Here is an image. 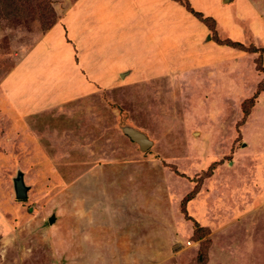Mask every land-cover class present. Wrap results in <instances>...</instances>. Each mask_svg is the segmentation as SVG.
I'll use <instances>...</instances> for the list:
<instances>
[{
    "label": "rangeland",
    "instance_id": "obj_1",
    "mask_svg": "<svg viewBox=\"0 0 264 264\" xmlns=\"http://www.w3.org/2000/svg\"><path fill=\"white\" fill-rule=\"evenodd\" d=\"M187 1L231 18L208 23L209 41L242 47L225 46L173 90L100 88L26 118L24 134L0 121V264H264V0ZM76 2L0 0L1 95L27 82L31 49ZM128 125L153 146L140 153L120 132ZM192 191L188 220L180 204ZM94 222L119 231L94 238L83 232Z\"/></svg>",
    "mask_w": 264,
    "mask_h": 264
},
{
    "label": "crops",
    "instance_id": "obj_2",
    "mask_svg": "<svg viewBox=\"0 0 264 264\" xmlns=\"http://www.w3.org/2000/svg\"><path fill=\"white\" fill-rule=\"evenodd\" d=\"M189 2L195 11L198 8L217 25L231 22V18L224 19L216 13L205 12ZM104 7L107 11L103 10ZM247 12L248 18L255 20L248 9ZM188 27L190 31L185 34ZM208 33L207 27L175 0H78L31 49L28 59L33 66L28 64V69L22 67L27 70V82L22 84L23 79L16 81L17 90L8 88L3 95L0 94V109L4 108L2 113L0 111V119L3 118L0 121L5 128L11 129L16 123L19 132L24 134L26 130L21 126L22 122L27 126L26 118L50 111L53 107L69 105L84 96L90 97L100 88L162 80L173 90L184 72L201 71L214 62L217 53L225 52V46L208 40ZM237 33L232 35L234 39L240 38ZM35 80L41 81L39 86H35ZM73 114L80 118L78 113ZM130 129L151 142L148 149L153 146V141L134 127H121L120 132L129 138L125 130ZM133 143L140 153L145 152ZM33 149L38 151L42 148ZM17 174L22 175L25 185L23 174ZM127 183L126 179L124 185ZM87 185L83 192L89 189ZM25 187L27 198L30 189ZM52 217L56 219V216ZM92 220L97 222L99 219L93 217ZM95 222L93 226L83 228V232L94 231L93 237L96 238L99 236L96 233L103 229L108 233L103 240L108 241L119 231L113 225L98 226ZM94 228H98L97 231ZM97 242L100 244V239L93 240V246Z\"/></svg>",
    "mask_w": 264,
    "mask_h": 264
},
{
    "label": "trees",
    "instance_id": "obj_3",
    "mask_svg": "<svg viewBox=\"0 0 264 264\" xmlns=\"http://www.w3.org/2000/svg\"><path fill=\"white\" fill-rule=\"evenodd\" d=\"M180 1V0H177ZM181 6H183L185 8V10L187 12H189L193 17H195L197 20H199L200 22H202L207 29L211 30V28H209L208 23H211L212 25L216 26V23L214 21V19H212L211 17H204V15L200 12H196L188 3L187 0H181L179 3ZM56 23H52L50 28L51 29ZM48 29V30H49ZM67 43H69V40L66 38L65 40ZM212 41H214L215 44L217 45H222V46H227L230 48H237V47H242V44H240L239 42H235V41H231L229 39L227 40H218V38L214 37V39H212ZM254 52V51H253ZM76 57V56H75ZM77 59V57L75 58V60ZM194 198V191L190 192L189 194H187L182 202H181V213L184 215L185 218H188L187 214H186V210H185V206L186 204L191 201Z\"/></svg>",
    "mask_w": 264,
    "mask_h": 264
},
{
    "label": "water",
    "instance_id": "obj_4",
    "mask_svg": "<svg viewBox=\"0 0 264 264\" xmlns=\"http://www.w3.org/2000/svg\"><path fill=\"white\" fill-rule=\"evenodd\" d=\"M127 136L135 142L139 148L143 151H146L149 146L151 145V142L141 133L135 131V130H125ZM13 186H14V192H15V198L18 200H22L26 198V192L27 188L25 187L22 179L21 174H17L16 178L13 180ZM54 217H51L49 219V222H52Z\"/></svg>",
    "mask_w": 264,
    "mask_h": 264
}]
</instances>
